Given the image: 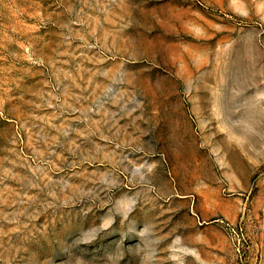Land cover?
Instances as JSON below:
<instances>
[{"label": "rangeland", "instance_id": "374dc122", "mask_svg": "<svg viewBox=\"0 0 264 264\" xmlns=\"http://www.w3.org/2000/svg\"><path fill=\"white\" fill-rule=\"evenodd\" d=\"M0 264H264V0H0Z\"/></svg>", "mask_w": 264, "mask_h": 264}]
</instances>
